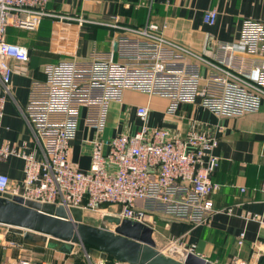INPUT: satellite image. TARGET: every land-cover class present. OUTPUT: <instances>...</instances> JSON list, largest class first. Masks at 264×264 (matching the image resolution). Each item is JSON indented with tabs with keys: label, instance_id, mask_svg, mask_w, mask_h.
I'll list each match as a JSON object with an SVG mask.
<instances>
[{
	"label": "built area",
	"instance_id": "1",
	"mask_svg": "<svg viewBox=\"0 0 264 264\" xmlns=\"http://www.w3.org/2000/svg\"><path fill=\"white\" fill-rule=\"evenodd\" d=\"M51 0H0V120L9 94L12 69L9 59L27 63L29 49L8 41L10 28L35 32L51 20V53L60 60L44 66L45 80L34 82L32 98L23 112L34 147L16 151L0 149L4 158L24 160L23 191L0 173V194L56 207L80 208L140 222L155 231L154 207L191 209L205 216L215 211L213 196L220 190L213 175L219 167L215 150L218 137L194 129L174 137L163 128H150V110L139 107L141 126L134 134L104 139L109 107L121 102L125 91L168 99V113L182 104H197L221 117H243L260 110L264 101V24L243 22L239 43H223L213 59L168 39L164 28L148 22L144 27H113L125 34L119 39V60L94 53L79 59L75 52L56 50L72 46L82 19L48 10ZM218 13L206 11L204 22L214 25ZM85 124L94 128L88 146L91 166L81 171L70 161L83 112ZM264 193V185L262 187ZM142 203V205H140ZM108 206L111 209H103ZM152 209V210H151ZM264 224V216H255ZM241 235L239 245L244 244ZM0 246L6 247L0 239ZM7 246L23 247L11 241ZM195 246L188 251L193 252ZM91 264H110L92 260ZM0 264H53L18 257Z\"/></svg>",
	"mask_w": 264,
	"mask_h": 264
},
{
	"label": "crops",
	"instance_id": "2",
	"mask_svg": "<svg viewBox=\"0 0 264 264\" xmlns=\"http://www.w3.org/2000/svg\"><path fill=\"white\" fill-rule=\"evenodd\" d=\"M48 10L70 19H82L79 36L68 41L76 46H56V50L75 52L79 59L94 53L101 58L119 60V39L125 34L113 27H144L149 21L164 28L168 39L213 59L223 43H239L243 22L264 24V0H51ZM218 13L214 25L204 22L206 11ZM51 20L35 32L10 28L8 41L29 49L27 63L9 59L12 69L9 94L0 120V149L32 150L33 138L23 112L34 92V82L45 80V65L59 61L51 53ZM118 43L115 50V43ZM169 100L125 91L121 102L111 103L104 139L117 134H134L141 126L137 109L150 110V128L163 127L174 137L195 130L218 137L215 155L219 167L213 175L220 190L213 196L215 211L205 216L191 209L168 207L154 231L157 249L177 244L216 264H264V101L260 110L243 117H221L199 103L182 104L175 115L168 113ZM85 111L76 138L71 144L70 161L81 171L91 166L84 140L93 139L94 128L87 127ZM24 160L17 155L0 154V173L23 191ZM142 205V203L140 204ZM159 235V237L156 236ZM241 235L244 244L239 245ZM95 260L108 255L92 249ZM4 256V255H3ZM6 257V255H5ZM119 264V263H118Z\"/></svg>",
	"mask_w": 264,
	"mask_h": 264
},
{
	"label": "water",
	"instance_id": "3",
	"mask_svg": "<svg viewBox=\"0 0 264 264\" xmlns=\"http://www.w3.org/2000/svg\"><path fill=\"white\" fill-rule=\"evenodd\" d=\"M118 43H115L117 50ZM10 194H0V232L22 237L24 245L71 255L75 246H90L119 264H216L172 244L157 249L154 229L113 215H104L99 226L84 222V211L56 207Z\"/></svg>",
	"mask_w": 264,
	"mask_h": 264
},
{
	"label": "rangeland",
	"instance_id": "4",
	"mask_svg": "<svg viewBox=\"0 0 264 264\" xmlns=\"http://www.w3.org/2000/svg\"><path fill=\"white\" fill-rule=\"evenodd\" d=\"M46 206L49 208V211L51 213H54L56 211L55 205L46 204ZM167 208H168L167 206H162L161 208L157 206L154 207L153 212L158 214L159 217H161L166 213ZM73 209L81 210L80 208H73ZM108 209L111 208L108 207ZM99 217H100L99 213L87 212L84 214V222L90 225L99 226L100 223ZM161 221L163 224L164 222L166 223V220L161 219ZM156 236L159 237L158 234H156ZM0 239H2V242L5 243L6 245L5 248L0 246V262L14 263L16 262L18 257H22L35 262L47 261L53 264H91V259L88 257V255L92 257V260H95L94 256H91V252H90L91 250L83 246H75L73 254L63 255L60 252H57L56 250H52L48 248L34 247L28 245H23V247L7 246V242L14 241L19 243L18 239L20 238L15 237L13 234L9 233L5 229H3L2 232H0ZM107 259L109 258L107 257Z\"/></svg>",
	"mask_w": 264,
	"mask_h": 264
},
{
	"label": "trees",
	"instance_id": "5",
	"mask_svg": "<svg viewBox=\"0 0 264 264\" xmlns=\"http://www.w3.org/2000/svg\"><path fill=\"white\" fill-rule=\"evenodd\" d=\"M103 209H108V206H104ZM11 234H13V233H11ZM13 235H14L15 237H17V238H20V239H18V240H19V243L22 244V245H24L21 236L16 235V234H13ZM20 240H21V241H20ZM86 248L89 249V250L94 249V248H92V247H90V246H86ZM108 258H109V259H107V260H108V262H109L110 264H118V263H117V262H116L111 256L108 255Z\"/></svg>",
	"mask_w": 264,
	"mask_h": 264
}]
</instances>
